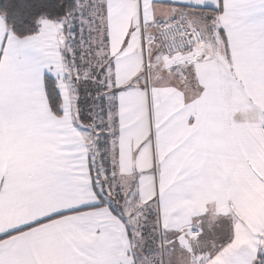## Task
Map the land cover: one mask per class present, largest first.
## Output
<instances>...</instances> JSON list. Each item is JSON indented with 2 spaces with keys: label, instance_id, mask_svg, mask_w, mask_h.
Here are the masks:
<instances>
[{
  "label": "snow or ice",
  "instance_id": "6c2138e0",
  "mask_svg": "<svg viewBox=\"0 0 264 264\" xmlns=\"http://www.w3.org/2000/svg\"><path fill=\"white\" fill-rule=\"evenodd\" d=\"M0 264H264V0H0Z\"/></svg>",
  "mask_w": 264,
  "mask_h": 264
}]
</instances>
